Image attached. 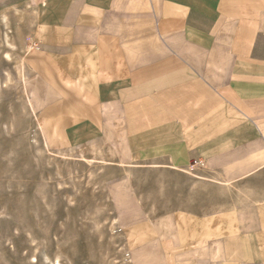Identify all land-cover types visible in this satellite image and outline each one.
<instances>
[{"label": "crops", "instance_id": "0c3cea01", "mask_svg": "<svg viewBox=\"0 0 264 264\" xmlns=\"http://www.w3.org/2000/svg\"><path fill=\"white\" fill-rule=\"evenodd\" d=\"M15 11L41 139L107 147L127 174L109 198L142 226L132 248L159 237V264H264V0H0L12 28ZM133 168L180 179L172 212L143 209Z\"/></svg>", "mask_w": 264, "mask_h": 264}, {"label": "rangeland", "instance_id": "374dc122", "mask_svg": "<svg viewBox=\"0 0 264 264\" xmlns=\"http://www.w3.org/2000/svg\"><path fill=\"white\" fill-rule=\"evenodd\" d=\"M20 24L11 27L13 34ZM26 42L13 58H23ZM0 46V81L6 72L12 75L0 89V264H51L55 258L60 264H132L126 236L131 240L142 226L112 231L117 211L108 195L127 174L108 162L104 146L60 152L45 147L23 87V65L3 57ZM152 170H129L134 196L146 212H172L180 179ZM136 206L132 202L130 212Z\"/></svg>", "mask_w": 264, "mask_h": 264}, {"label": "bare ground", "instance_id": "6f19581e", "mask_svg": "<svg viewBox=\"0 0 264 264\" xmlns=\"http://www.w3.org/2000/svg\"><path fill=\"white\" fill-rule=\"evenodd\" d=\"M27 9H29V8H27ZM27 11L26 12H24V11H15V12L12 13L11 16L16 20L17 23H21L23 25L25 23V20H26L24 18L25 13H26V15H28L27 14ZM21 24L17 26L18 27L17 28L18 30L15 31L16 34H15V32L13 34V31L11 29V20H10V17L7 16V15H3V16L0 17V45H2V47L4 46V48H5V51H3V54L2 55L7 60L12 61V62L14 61L13 63L18 64V65L19 64H22V59H20L18 57H15L16 55L14 56V58L12 56L13 52H15L17 50V41H15L14 35H17V38L21 42L20 43L21 45L27 39L25 37L26 34L23 33L25 31H23L22 29H20L21 28L20 27ZM21 49L24 50V47L21 46ZM7 68H8V66H7ZM16 70H17V68H16ZM11 77H12V75H10L9 72H6V78L2 82L0 81V89H2V87H4L6 89L7 85L11 82ZM117 214L119 216L118 215L116 217L111 216V219H110V228H111V230L113 231V229L115 227H117V226H119L122 231H125V233H126V231L132 229V227L130 229H128L127 223H125L124 221L121 220L120 213L117 212ZM144 219H145V214L142 217V220H144ZM157 234H158V232H157ZM126 237H127L126 240L129 243L130 240H128V239H130V237L129 236H126ZM158 238H157V240H155L153 243H150V244H147V243L146 244H142V238H140L139 239V243L140 244H137L138 247L136 249L132 250L131 253H130L131 254V258H132V264H159L160 261L162 262L163 258H160L159 257L160 256V253H159ZM195 250L196 251H195V255L194 256H197L198 255V252L201 251V250H203V248H199V249H195ZM217 252H218V250H217ZM181 254H183V253H181ZM51 264H60V262L58 261V258H55L54 261L53 260L51 261Z\"/></svg>", "mask_w": 264, "mask_h": 264}]
</instances>
